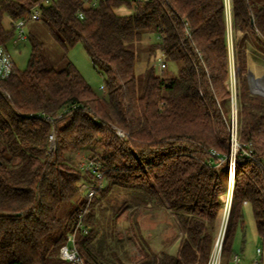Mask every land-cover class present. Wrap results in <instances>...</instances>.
I'll return each instance as SVG.
<instances>
[{
  "label": "trees",
  "instance_id": "1",
  "mask_svg": "<svg viewBox=\"0 0 264 264\" xmlns=\"http://www.w3.org/2000/svg\"><path fill=\"white\" fill-rule=\"evenodd\" d=\"M35 5L66 62L60 69L47 66L43 42L30 33L27 67L14 63L10 76L0 80V264H62L56 252L71 233L92 264H206L233 150L226 1L0 0V46L7 47L14 21H28ZM121 6L132 12L118 13ZM230 25L240 147L222 264L234 254L244 201L264 231V96L250 90L244 49L249 31L264 52V0H230ZM147 35L154 39L140 83L135 45ZM78 43L104 73L105 97L68 59L66 51ZM157 51L167 62L181 63L177 74L156 72L150 59ZM93 145L101 150L92 157L104 172L103 185L88 198L79 194V183L100 179L81 169L72 154ZM72 201L77 206L63 218L62 208ZM131 206L175 212L184 232L175 252L159 255L150 248L134 210L131 226L145 254L138 262H126L115 251L110 256L103 240L120 237L117 218ZM81 214L83 227L77 228Z\"/></svg>",
  "mask_w": 264,
  "mask_h": 264
},
{
  "label": "rangeland",
  "instance_id": "2",
  "mask_svg": "<svg viewBox=\"0 0 264 264\" xmlns=\"http://www.w3.org/2000/svg\"><path fill=\"white\" fill-rule=\"evenodd\" d=\"M97 4V3H96ZM94 4V5H96ZM116 11L121 14H127L132 12V8H128L126 6H121L116 8ZM227 19H228V45H229V54H230V64H231V75H230V89H231V109H232V122L236 123L238 128V114H237V99H236V66L234 62V34L230 25V13L227 10ZM3 24L5 27H11L12 20L10 15L5 14L3 17ZM25 31L27 35L30 33L35 35L39 40H41L44 44V56L47 63V66L54 67L57 69L62 68L65 65L64 54L65 51L62 46L57 43L51 36L48 26L42 20H32L29 19L25 26ZM244 32L239 33L237 38L242 37ZM248 37L244 42V49L247 53V77L248 83L251 88L254 90H260L257 85V76L255 73H252L253 66L249 62V56L253 54L255 57H259L264 60V52L258 49L256 45L253 34L251 32H247ZM236 38V39H237ZM154 35H147L141 41L136 43L135 50L138 53V59L136 61L135 71L137 78L140 83L144 81V71L148 67V49L149 43L153 41ZM7 48L11 54V57L14 60L16 67L20 70H23L27 67L30 52H31V43L28 37L26 39L18 40L17 42H13L12 40L7 44ZM68 59L72 60L75 65L82 72L86 80L91 84L95 93L100 97L106 96V88H105V75L102 71H100L88 53L86 52L82 43H78L77 45L70 48L66 51ZM160 56L163 58V55L156 52V55L151 57L150 65H152L157 73H165L168 75L177 74L179 71V67L181 65L180 62L173 61L167 62L168 65L166 68L160 70L156 65L160 59ZM264 68H260L259 75L264 79V75H262ZM258 75V76H259ZM263 76V77H262ZM252 91V90H251ZM253 92V91H252ZM255 93V92H253ZM256 94H259L256 92ZM261 95V94H260ZM264 96V95H262ZM238 138V135H237ZM240 144V143H239ZM101 152L98 145H93L88 149H83L79 152L72 154L75 161H80V159L86 161L89 156L97 154ZM99 154V153H98ZM17 162V161H16ZM79 164V163H78ZM222 178L226 179V167L222 166ZM229 179V176H228ZM228 186V184H227ZM121 198L123 196H120ZM64 205L62 210L63 218L74 209L78 203L69 202ZM137 210V222L140 229V233L143 238H145L150 248L157 254H162L164 252H175L181 237L184 232L183 229L178 222L176 214L173 210L166 206L161 207H151V206H141L138 208L129 207L125 209L117 218L118 231L120 233V237H116L114 235H109L104 238L103 246L106 251L110 254L115 251L119 256H121L126 262L134 261L138 262L139 259L143 257L145 254V249L143 248V244L139 236L135 233L131 226V219H133L132 212ZM220 214L219 212L217 221H216V232L218 230V226L220 223ZM111 215L110 210H106L105 216L106 218ZM136 217V215H135ZM243 221V222H242ZM242 221L239 222L233 239H232V251L234 254H238L242 258V262L244 264L251 263L253 259L256 258V248L261 245L262 238L261 234L256 225L255 218L253 216L252 208L249 204L244 205L243 207V217ZM215 232V236L216 233ZM101 235V234H100ZM215 238V237H214ZM126 251L128 256L124 255ZM139 251L141 253H139ZM56 255L59 256V253L56 252Z\"/></svg>",
  "mask_w": 264,
  "mask_h": 264
},
{
  "label": "built area",
  "instance_id": "3",
  "mask_svg": "<svg viewBox=\"0 0 264 264\" xmlns=\"http://www.w3.org/2000/svg\"><path fill=\"white\" fill-rule=\"evenodd\" d=\"M98 0H85L86 5H94L97 3ZM140 1H147V0H140ZM226 1V9L230 13V0ZM45 3H48L49 0H44ZM41 15V10L38 5H35L31 8V13L29 18L32 20H38ZM82 16V14H80ZM27 20L25 18H18L14 21L15 26V36L13 37L12 41L17 42L21 39H26L28 37L25 26H26ZM187 35L190 37L191 32L189 27L186 29ZM13 64L14 60L11 57V54L7 47L0 46V80L8 78L13 70ZM168 65L167 61L160 56V59L157 63V67L162 70L166 68ZM117 133L119 135H124L121 130H117ZM231 134H232V153L230 156V170H229V179H228V186H227V192L224 197L223 207L221 209L220 214V223L218 226L217 234L214 238L212 250L210 253V256L208 258V261L206 264H222V251H223V244L226 238V234L230 225V221L232 218V210L234 205V198H233V189L235 184V174H236V157L237 152L240 147L237 135H238V128L236 123L232 122L231 126ZM49 139L51 142L54 139V133L51 132L49 135ZM248 155L252 156L250 153ZM79 163V166L81 169L84 170H91L96 174V177L100 179L99 183L93 184L88 183L86 181H82L79 183L78 191L80 195H83L85 197L90 198L93 196L96 192V190L103 185V171L100 169V165L94 159L92 156H89L86 161L80 159V161L77 160ZM224 162V159H220L219 164ZM246 203V201H244ZM83 214H81L78 218L77 222V228L83 227L82 223ZM84 232H87V228H83ZM262 243L260 246L256 248L257 256L255 259L251 261V263L248 264H264V231L261 234ZM139 253H141L139 251ZM59 257L63 261L62 264H92L90 262H87L84 255L81 253V251L78 249L76 244V235L75 233H71L68 235L67 240L59 247ZM228 264H244L242 262V258L238 254H233L230 258V261Z\"/></svg>",
  "mask_w": 264,
  "mask_h": 264
},
{
  "label": "bare ground",
  "instance_id": "4",
  "mask_svg": "<svg viewBox=\"0 0 264 264\" xmlns=\"http://www.w3.org/2000/svg\"><path fill=\"white\" fill-rule=\"evenodd\" d=\"M249 62L253 66L252 73H255V75L258 77L257 78V81H258L257 85L259 86V89L262 92H264V79L261 78V76L259 75V72H258V71H260V68H264V60L259 58V57H257V56L255 57L253 54H251L249 56ZM262 75H264V70H263Z\"/></svg>",
  "mask_w": 264,
  "mask_h": 264
},
{
  "label": "water",
  "instance_id": "5",
  "mask_svg": "<svg viewBox=\"0 0 264 264\" xmlns=\"http://www.w3.org/2000/svg\"><path fill=\"white\" fill-rule=\"evenodd\" d=\"M256 82H257V80H256ZM251 90L253 91V92H257V93H259V94H261V95H264V92H262L261 90H254V89H252L251 88Z\"/></svg>",
  "mask_w": 264,
  "mask_h": 264
}]
</instances>
